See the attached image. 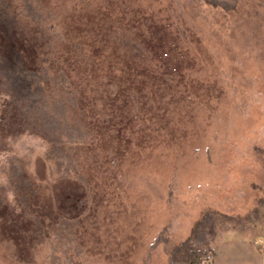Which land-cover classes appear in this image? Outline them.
I'll return each mask as SVG.
<instances>
[{
	"label": "rangeland",
	"instance_id": "1",
	"mask_svg": "<svg viewBox=\"0 0 264 264\" xmlns=\"http://www.w3.org/2000/svg\"><path fill=\"white\" fill-rule=\"evenodd\" d=\"M229 1L0 0V264H166L209 211L256 228L197 264H264V0Z\"/></svg>",
	"mask_w": 264,
	"mask_h": 264
},
{
	"label": "trees",
	"instance_id": "2",
	"mask_svg": "<svg viewBox=\"0 0 264 264\" xmlns=\"http://www.w3.org/2000/svg\"><path fill=\"white\" fill-rule=\"evenodd\" d=\"M214 4H220L224 8L230 5L229 0H207ZM232 4V3H231ZM20 72L22 76L21 82L23 88L28 87L31 82L36 85L43 81V76L38 73L22 72L20 69L14 68ZM264 205V201L261 200ZM258 210H254L255 215L248 217H256ZM253 213V214H254ZM239 217H234L219 212H207L204 217L198 222L191 236L176 246L170 253L169 260L166 264H197L199 259L208 258L215 253L216 246L225 240V235L229 232L240 230L253 231L256 227L246 223ZM241 239V238H240ZM242 240V239H241Z\"/></svg>",
	"mask_w": 264,
	"mask_h": 264
},
{
	"label": "crops",
	"instance_id": "3",
	"mask_svg": "<svg viewBox=\"0 0 264 264\" xmlns=\"http://www.w3.org/2000/svg\"><path fill=\"white\" fill-rule=\"evenodd\" d=\"M239 241H242L241 243L243 244V252H249L251 255H253V247L256 244L255 242H249L248 240H241L239 239Z\"/></svg>",
	"mask_w": 264,
	"mask_h": 264
}]
</instances>
